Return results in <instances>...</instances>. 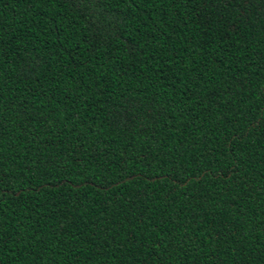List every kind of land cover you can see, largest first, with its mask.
<instances>
[{"label": "trees", "instance_id": "trees-1", "mask_svg": "<svg viewBox=\"0 0 264 264\" xmlns=\"http://www.w3.org/2000/svg\"><path fill=\"white\" fill-rule=\"evenodd\" d=\"M0 264H264V0H0Z\"/></svg>", "mask_w": 264, "mask_h": 264}]
</instances>
